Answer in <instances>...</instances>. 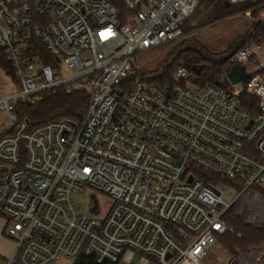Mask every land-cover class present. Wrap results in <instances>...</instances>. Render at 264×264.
Instances as JSON below:
<instances>
[{"label":"built area","instance_id":"1","mask_svg":"<svg viewBox=\"0 0 264 264\" xmlns=\"http://www.w3.org/2000/svg\"><path fill=\"white\" fill-rule=\"evenodd\" d=\"M201 2L0 0V49L16 84L0 95L12 120L0 132V215L15 241L7 264L60 256L117 262L126 249L160 264L231 263L216 250L230 230L223 215L246 189H264V52L237 49L230 62L244 65L247 79L235 84L223 73L197 85L185 66L162 85L127 80L139 71L135 54L182 38ZM33 40L55 66L31 53ZM75 90L89 95L79 124L30 127L17 112L22 100ZM243 91L257 99L253 113ZM223 187L238 190L233 201L223 199ZM86 188L112 199L103 216L75 205L72 194Z\"/></svg>","mask_w":264,"mask_h":264},{"label":"trees","instance_id":"2","mask_svg":"<svg viewBox=\"0 0 264 264\" xmlns=\"http://www.w3.org/2000/svg\"><path fill=\"white\" fill-rule=\"evenodd\" d=\"M203 3L207 4L209 12H213L216 15L213 19L209 17L206 18L205 23H210L211 21L225 17L235 11H245L250 9L254 15L260 7L264 5V0H247L239 3H231L228 0H202L201 4ZM260 4L262 6H260ZM194 12L183 22L181 27L184 36L168 51V57L157 62L147 71L141 69L135 74L129 75L127 80L135 81L141 79L162 85L170 81L172 74L178 67L185 66L188 71L189 79L195 84L203 86L217 82L221 74L229 71L231 67L230 61H225L221 64L211 63L205 57L204 51L197 41L184 38L187 32L195 27V24L189 22ZM241 38L243 40V45L248 44V42H260L264 40V20L254 23L251 30ZM29 44H31V47H29L31 53L37 54L41 63L51 64L52 66L56 65L57 61L55 60V57L47 52L43 44L37 40L31 41ZM230 48L231 47H229V49ZM229 49L222 52V55ZM0 67L8 75H11L13 80L10 62L7 60L1 49ZM246 79L247 77L244 80ZM240 98L246 109L253 113L257 102L256 97L243 91ZM88 106L89 95L85 91L75 90L71 93L56 91L40 94L38 97H33L31 100L20 101L17 106V112L25 115L30 127H34L53 119H66L79 124L83 121ZM229 182L232 183V181ZM252 188L257 189V192L259 193H264V189L262 188ZM238 200L232 202L223 215V220L230 230H226L218 237V243L232 255L230 264H236L237 259L241 254L247 252L253 246L259 247L263 245L262 243L264 242V227L255 225L251 221H245L241 217ZM262 253V255H264V249L262 250ZM255 261L256 260H253V262ZM117 263L118 261L111 262L109 260L96 262L92 257L88 256H78L73 262V264Z\"/></svg>","mask_w":264,"mask_h":264},{"label":"rangeland","instance_id":"3","mask_svg":"<svg viewBox=\"0 0 264 264\" xmlns=\"http://www.w3.org/2000/svg\"><path fill=\"white\" fill-rule=\"evenodd\" d=\"M260 6H262L260 4ZM259 7V6H258ZM215 18L213 12H209L207 4L203 3L197 7L189 22L195 24V27L187 32L184 38L197 41L205 56H212L218 58L222 56V52L232 47V45L241 37L251 30L254 23L264 20V5L253 15L251 10L235 11L225 17L205 23L206 18ZM181 39V38H180ZM174 40L165 44H161L145 52L135 54L131 64L132 69L138 67L139 70H148L157 62L166 59L168 51L180 41ZM251 47L256 50L258 56L264 52V40L260 42H248ZM224 55V54H223ZM255 67H249V71H253ZM14 79V78H13ZM16 89V84L12 80L11 75H8L0 67V95L12 92ZM32 99V98H31ZM12 125V120L8 111L0 109V132L8 129ZM257 189L248 188L240 196L238 200L240 215L245 221H251L255 225L264 227V193L257 192ZM238 190L223 187V199L227 202L234 200ZM91 194H95L100 211L93 213L89 210L93 203ZM72 199L81 213L94 216H103L105 211L111 206L112 199L97 190L86 188L83 193H73ZM82 205V206H81ZM263 245L259 247H251L247 252L241 254L237 259L236 264H253V260H257L263 254ZM220 247V248H219ZM216 250L220 253H227L219 243ZM231 255V254H230ZM232 256V255H231ZM74 258L67 256H60L58 259L49 264H73ZM252 262V263H251ZM18 264V263H15ZM117 264H160L158 260L152 256L145 255L137 250L126 249L121 255Z\"/></svg>","mask_w":264,"mask_h":264},{"label":"water","instance_id":"4","mask_svg":"<svg viewBox=\"0 0 264 264\" xmlns=\"http://www.w3.org/2000/svg\"><path fill=\"white\" fill-rule=\"evenodd\" d=\"M243 45V40H237L232 47L222 56L215 58L212 56H205L211 63L221 64L225 61H230L233 54ZM246 77V68L244 65L239 63H233L226 73L224 78V83L226 85L235 84L242 81ZM254 264H264V255H262L259 259H257Z\"/></svg>","mask_w":264,"mask_h":264},{"label":"crops","instance_id":"5","mask_svg":"<svg viewBox=\"0 0 264 264\" xmlns=\"http://www.w3.org/2000/svg\"><path fill=\"white\" fill-rule=\"evenodd\" d=\"M5 225V218L0 215V264H7L15 249L14 239L7 236L4 232Z\"/></svg>","mask_w":264,"mask_h":264}]
</instances>
